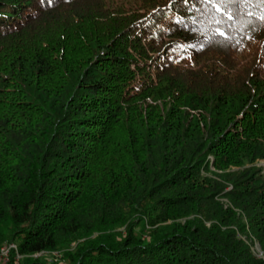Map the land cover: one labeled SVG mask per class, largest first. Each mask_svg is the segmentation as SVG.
Segmentation results:
<instances>
[{
	"label": "trees",
	"instance_id": "obj_1",
	"mask_svg": "<svg viewBox=\"0 0 264 264\" xmlns=\"http://www.w3.org/2000/svg\"><path fill=\"white\" fill-rule=\"evenodd\" d=\"M7 243L264 264V0H0Z\"/></svg>",
	"mask_w": 264,
	"mask_h": 264
},
{
	"label": "rangeland",
	"instance_id": "obj_2",
	"mask_svg": "<svg viewBox=\"0 0 264 264\" xmlns=\"http://www.w3.org/2000/svg\"><path fill=\"white\" fill-rule=\"evenodd\" d=\"M73 244H71L72 246ZM9 248H14L15 249V244L13 243H7V244H3L2 246H0V263H5L7 262L8 258H7V250ZM252 250H254V252L260 256L261 252L258 250V246L256 245V243L252 246L251 248ZM60 254L56 251H52L51 253H46V252H36L33 254H30L29 256L34 257V258H39L42 259L44 261H46L47 263H51V261L57 260L60 256ZM16 259L19 258L18 255L15 256Z\"/></svg>",
	"mask_w": 264,
	"mask_h": 264
}]
</instances>
